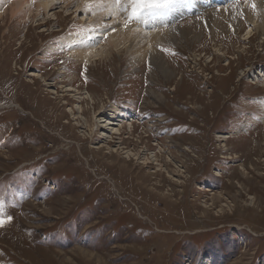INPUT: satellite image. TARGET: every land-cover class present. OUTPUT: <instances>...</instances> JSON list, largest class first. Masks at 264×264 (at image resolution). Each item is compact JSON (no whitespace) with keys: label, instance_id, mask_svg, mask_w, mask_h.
Segmentation results:
<instances>
[{"label":"rangeland","instance_id":"1","mask_svg":"<svg viewBox=\"0 0 264 264\" xmlns=\"http://www.w3.org/2000/svg\"><path fill=\"white\" fill-rule=\"evenodd\" d=\"M16 2L0 0V264H264V3L189 0L146 58L80 67L70 39L107 30L84 41L111 48L126 14L94 27L96 0L26 19Z\"/></svg>","mask_w":264,"mask_h":264},{"label":"bare ground","instance_id":"2","mask_svg":"<svg viewBox=\"0 0 264 264\" xmlns=\"http://www.w3.org/2000/svg\"><path fill=\"white\" fill-rule=\"evenodd\" d=\"M55 1L56 0H17V2L14 3L11 6V9H12L11 13H12V16L17 15L18 18L22 17V19H26V18H28L27 16H29V14H31L33 12V8H36L37 11L42 12L41 9L47 10L48 8L54 7L53 5L55 4ZM96 1L98 3H97V5L95 4L96 5L95 7H93V12L95 14L94 17H96V19L94 18V20H97V18H98V20L95 23L90 24V25L94 26V25H96L98 23H101V21L104 19V17L108 16L110 14L114 16V19L119 17V15L121 14L120 12H117V10H116V8L114 6V0H96ZM257 2L258 3L259 2H263L264 3V0H257ZM183 7H185V6H183V5L180 6V8H183ZM3 13H0V18L3 15ZM246 13H248V12H246ZM249 17H252V16L250 15ZM121 19H122V22H121V24L119 26H113L114 23H112L111 25H107V29L110 30V32H109V34L107 36H108V43L111 45V48H108L106 50L98 51L95 45H92L91 42L86 43L84 40H86V37L89 38L90 37L89 35H93L94 36L93 40L96 41L97 39L102 38L103 36H105L107 30H102V31L101 30H96V31L90 30V32H87V35L85 36L84 40H82V37L70 39V42H72V44L70 46H76L75 48H77L73 52L76 54L75 56L78 57L76 62H80L79 63L80 67H82L83 63L86 64V62H92V60H94V61H98V60L99 61H104V60L107 59L105 62L111 61V60H113V58H115V55L113 54L114 50L115 49H119V47L126 46V45H128L130 47L129 49L131 51L135 52L134 57H137V56L141 57L142 56V58H143L146 55H148L149 53H152V52L156 51L155 48H154V45L156 46V43H158V42L160 43L161 41L166 39V38H162L161 39V37H162L163 31L167 30L166 29L167 20L164 21V22L155 21L158 24L157 25L155 23V26L160 28V29L154 28L153 30L140 31L141 29H139L138 26L143 24V23L136 24V22H134V23L130 22L127 27H124V22H125L126 19H123V17ZM89 26H88V28L91 27V26L90 27ZM170 31H167V33H169ZM144 33L146 34V36H142ZM167 33L163 34V36H167ZM250 33H251V30H249L246 34L249 35ZM147 36H149L150 39H148ZM73 42H78V43H73ZM82 42H84L86 44H84ZM68 44H69V42H68ZM82 44H84V45H82ZM122 44H124V45H122ZM26 47H28V46H26ZM138 47L142 48V49H138ZM108 58L110 60H108ZM154 63H155V60H154ZM165 71H167V70H165ZM259 72L262 73L263 71L261 70ZM65 73L68 74L67 71H65ZM21 108L23 109V107H21ZM122 114H123L122 116H126V118L129 117L128 114L125 113V112L122 113ZM130 118H128L127 120H130ZM123 120H124V117H123ZM120 121L121 120H119V122ZM96 126H98V124ZM130 128H132V123H130ZM115 131L117 133H119L120 135L123 134L119 128L116 129ZM132 132H133V130H130V134H132ZM129 162L131 163L132 159H129ZM125 175L128 176V174H125ZM130 175H131L130 176L131 182H134V185H136V179L137 178L135 176H132V174H130ZM134 178H136V179H134ZM142 186L141 187L139 186V191H141V192H143V189H142L143 187Z\"/></svg>","mask_w":264,"mask_h":264},{"label":"snow or ice","instance_id":"3","mask_svg":"<svg viewBox=\"0 0 264 264\" xmlns=\"http://www.w3.org/2000/svg\"><path fill=\"white\" fill-rule=\"evenodd\" d=\"M189 0H114V6L117 12H124L126 20L124 27L130 22L146 23L147 21L164 22L174 12L179 10L180 6H188ZM251 7L255 9V3H251ZM2 208V205H0ZM11 217L0 216V226Z\"/></svg>","mask_w":264,"mask_h":264}]
</instances>
